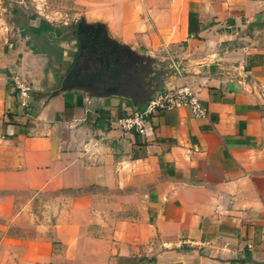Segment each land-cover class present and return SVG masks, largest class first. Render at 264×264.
<instances>
[{"label": "crops", "instance_id": "0c3cea01", "mask_svg": "<svg viewBox=\"0 0 264 264\" xmlns=\"http://www.w3.org/2000/svg\"><path fill=\"white\" fill-rule=\"evenodd\" d=\"M73 2L206 116L164 110L146 134L123 133L113 119L142 105L141 88L61 90L66 71L30 32L4 42L0 264H264V0ZM41 14L28 28L51 25ZM14 80L30 86L27 112Z\"/></svg>", "mask_w": 264, "mask_h": 264}, {"label": "rangeland", "instance_id": "374dc122", "mask_svg": "<svg viewBox=\"0 0 264 264\" xmlns=\"http://www.w3.org/2000/svg\"><path fill=\"white\" fill-rule=\"evenodd\" d=\"M74 5L73 0H0V55L5 53V49L2 50L4 42L22 40L25 34H29L27 30L30 23L29 17L38 11L48 19L52 27L59 29L60 34L59 36L54 34L29 35L26 41L36 48L44 49L50 55V60L59 61V65L55 66L57 68H54L57 69L56 71L63 72L71 68L70 70L76 71L77 81L85 80L82 76L88 74L86 80L90 79L94 85H101L103 81L104 84H113L118 90L128 92L141 88V91L148 95L149 88L155 86L152 81H155V71L152 69L155 66L150 65L151 61L147 59L143 62L145 57L138 51L141 50L140 48L126 47V53L121 52L118 55L119 65L109 62L106 68L103 63L99 64L98 60V62L95 61L96 59L86 49H81V54H77L79 51L76 44L77 39L74 36L76 24L81 20L86 25L96 23L86 22ZM76 12L77 14H74ZM72 16H74L73 21L70 20ZM62 22L66 23L62 24ZM104 37L111 40L105 34ZM81 39L83 40V37ZM81 42L84 43V41ZM52 64L50 61V65Z\"/></svg>", "mask_w": 264, "mask_h": 264}, {"label": "built area", "instance_id": "2783aa9c", "mask_svg": "<svg viewBox=\"0 0 264 264\" xmlns=\"http://www.w3.org/2000/svg\"><path fill=\"white\" fill-rule=\"evenodd\" d=\"M167 66L172 68L176 74L181 71L178 61L167 57ZM12 86L15 89L18 104L27 112L28 109V92L30 86L25 81L14 80ZM186 108L194 117L206 116V107L191 91L184 86L175 89L158 88L153 86L149 88L148 96L141 106L136 107L128 113L118 115L113 119V123L123 133H134L138 135L146 134L149 125V117L156 112L171 110L176 108ZM264 239V231H263Z\"/></svg>", "mask_w": 264, "mask_h": 264}, {"label": "water", "instance_id": "95a60500", "mask_svg": "<svg viewBox=\"0 0 264 264\" xmlns=\"http://www.w3.org/2000/svg\"><path fill=\"white\" fill-rule=\"evenodd\" d=\"M83 34L85 35L84 37H86L87 41H90V42H98V43H101L103 45H105L106 47H108V53H111V62H113L115 65L118 64V55L121 53V52H125L126 53V50L125 48H122L120 47L117 43L111 41V40H108L104 37V29L103 27L96 23V24H84V22L81 20V21H78V23L76 24V30H75V35L77 37H79L80 34ZM79 44V52H78V55L81 54V48L83 46H85L87 43H84L81 42L79 40L78 42ZM91 44V43H90ZM101 59V56L97 57V60L100 61ZM103 65L104 67L106 68L108 66V58L106 56H104V59H103ZM156 71H155V77H156ZM68 73L65 75V77L63 78V80L61 81V84H60V89L61 90H64L66 88H71L73 86H83V87H88L90 89H93L94 91H101V92H107V93H110V94H115V93H121L123 91H120L116 88L115 85L113 84H104L103 81H102V84L101 85H94V82L91 81L90 79L88 80H74V83L72 82H69L68 81ZM98 81H101V80H98ZM101 83V82H100ZM156 86V85H155Z\"/></svg>", "mask_w": 264, "mask_h": 264}, {"label": "flooded vegetation", "instance_id": "af4514ba", "mask_svg": "<svg viewBox=\"0 0 264 264\" xmlns=\"http://www.w3.org/2000/svg\"><path fill=\"white\" fill-rule=\"evenodd\" d=\"M76 39H77V47H78V51H79V40L80 41H85V43H87L85 46H83L81 49H86V51L91 55L93 56L94 59H96L95 61H97V57L101 56V59L100 61L98 62L99 64H102L104 61V56H106L108 58V64L109 62H111V55L108 53V48L101 44V43H98V42H90V41H87V39L82 35L80 34L79 37H77L75 35ZM81 37H83V40L81 39ZM91 43V44H90ZM78 54V53H77ZM71 68H68L67 71L65 72V75L68 73V81L69 82H74V80H76V71L74 70H70ZM89 75L88 74H85L84 76H82L83 78H87Z\"/></svg>", "mask_w": 264, "mask_h": 264}, {"label": "trees", "instance_id": "16d2710c", "mask_svg": "<svg viewBox=\"0 0 264 264\" xmlns=\"http://www.w3.org/2000/svg\"><path fill=\"white\" fill-rule=\"evenodd\" d=\"M28 30L34 36H37L39 34H54L56 36H59L60 34L59 29L52 27L51 25L48 24V22L44 20H39L37 26L35 27L31 26L28 28ZM74 36H75V31H74Z\"/></svg>", "mask_w": 264, "mask_h": 264}]
</instances>
